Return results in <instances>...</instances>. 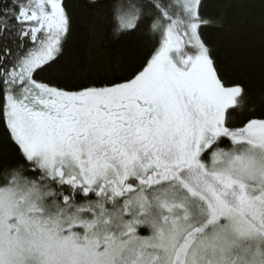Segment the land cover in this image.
<instances>
[{
  "label": "snow or ice",
  "instance_id": "6c2138e0",
  "mask_svg": "<svg viewBox=\"0 0 264 264\" xmlns=\"http://www.w3.org/2000/svg\"><path fill=\"white\" fill-rule=\"evenodd\" d=\"M0 264H264V0H0Z\"/></svg>",
  "mask_w": 264,
  "mask_h": 264
},
{
  "label": "trees",
  "instance_id": "16d2710c",
  "mask_svg": "<svg viewBox=\"0 0 264 264\" xmlns=\"http://www.w3.org/2000/svg\"><path fill=\"white\" fill-rule=\"evenodd\" d=\"M0 132H2V125H0Z\"/></svg>",
  "mask_w": 264,
  "mask_h": 264
}]
</instances>
